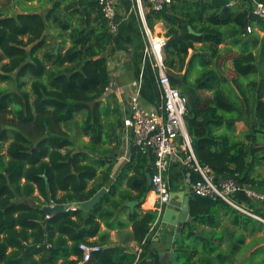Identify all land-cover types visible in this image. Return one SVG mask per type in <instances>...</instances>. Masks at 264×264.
<instances>
[{"label": "trees", "instance_id": "trees-1", "mask_svg": "<svg viewBox=\"0 0 264 264\" xmlns=\"http://www.w3.org/2000/svg\"><path fill=\"white\" fill-rule=\"evenodd\" d=\"M145 17L151 30L156 22L166 26L165 66L173 86L189 98L186 123L199 164L209 167L217 180L232 178L240 186L264 192L260 171L264 86L252 95L240 86L241 97L232 99L224 89L226 79L211 67L228 38L234 46L244 42L247 19L248 27L256 22L262 32L264 24L247 7L234 11L204 0H171L162 11L149 9ZM190 27L200 36L191 34ZM49 29L57 30L53 37L63 44L70 41V46L55 53ZM113 37L98 0H57L46 13L0 14V82L13 81L18 87L16 92L0 90V145L12 134L8 161L0 170V264H80L81 244L100 246L83 264H135L139 251L132 242L143 256L152 248L151 228L159 213L143 210L142 205L152 192L148 168L153 157L131 145L130 156L114 176L121 147V105L115 94L110 95L113 104L104 114L101 104L93 109L87 105L113 82L107 57ZM198 43L206 50L203 61L189 58ZM143 51L139 46L133 54L132 72L142 65ZM254 59L245 54L234 57V71L242 78L251 76ZM28 85L30 92L25 89ZM202 91L212 95L205 97ZM83 111L87 113L78 123L76 115ZM111 113L117 123L108 127L103 116ZM238 122L247 126L240 135ZM78 125L88 142L74 138L72 126ZM116 129L120 130L118 143L109 148ZM104 187L108 192L90 212H59L44 224L42 207L51 201L56 205L86 202ZM150 199L151 195L147 202ZM130 202L138 203L133 211L127 207ZM255 212L264 219L262 211ZM130 226L132 231L127 233ZM111 230L118 232L116 242L111 240ZM258 231L264 232L263 222L222 200L191 193L189 221L173 245L175 260L169 264L234 263L246 245L244 232ZM26 244L38 246L27 253V262L20 259ZM255 244L264 249V237L250 246ZM51 249L56 251L52 254Z\"/></svg>", "mask_w": 264, "mask_h": 264}, {"label": "built area", "instance_id": "built-area-1", "mask_svg": "<svg viewBox=\"0 0 264 264\" xmlns=\"http://www.w3.org/2000/svg\"><path fill=\"white\" fill-rule=\"evenodd\" d=\"M137 11L143 23L146 38L144 48L145 57L150 59L152 68L156 72L157 87L160 94V106L151 109L142 103L143 76L131 82L133 88L129 97V113L124 117V127L130 135L132 145L143 155L152 156L149 173L152 179V194L156 197V209L159 213L157 221L152 225L151 232H155L165 206L170 202L172 189L169 181V172L174 159L185 168H189L198 175V179L191 183V192L213 200H222L235 210L249 215L264 223V219L256 213L246 209L239 202L238 197L244 195L255 202H264V192L251 187L240 186L232 178L217 180L209 167L199 164L189 135L186 123L189 98L173 86L168 70L165 66V47L167 38L155 34L146 22L147 8L153 11H162L171 0H135ZM103 17L108 22L112 35L118 32L119 20L117 7L119 0H98ZM248 7L252 15L264 24V0H249ZM247 31L251 33L252 28ZM143 54V55H144ZM182 150V155L179 154ZM54 207L51 201L50 204ZM83 264L90 260L94 252L100 251V246L81 244ZM139 256L142 250L139 249Z\"/></svg>", "mask_w": 264, "mask_h": 264}, {"label": "crops", "instance_id": "crops-1", "mask_svg": "<svg viewBox=\"0 0 264 264\" xmlns=\"http://www.w3.org/2000/svg\"><path fill=\"white\" fill-rule=\"evenodd\" d=\"M57 0H0V14L6 16L17 17L23 14H33V13H46L49 9H51L54 3ZM73 1V0H70ZM208 3L216 4L221 7H228L234 11L241 9L242 7L250 9L248 6L249 0H204ZM147 8V12H148ZM117 17L119 20L118 32L114 35L113 41L110 44L107 57H108V67L110 74L113 78L114 89L113 93L115 94L122 108V131H121V147L119 150V154L116 155L118 160L113 173L114 176L118 175V171L120 170L122 164L128 159L131 153V145L126 148L123 147L124 140V117L129 113V97L133 90L131 86V82L134 79L139 78L141 75L143 76V87H142V103L151 109H158L160 106V94L157 87V79L156 72L152 68L151 60L148 57L143 55L142 65L139 67V70L136 72H132L129 69L131 67V61L133 54L138 49L139 46H143V50L146 46V38L143 31V23L141 17L137 11L135 0H119V5L117 7ZM253 33H246L244 42L241 44L234 46L233 39L226 40V42L220 46L221 52L219 55L214 57L212 61H215L211 67L217 69L220 74L224 71L229 61H234V57L239 55H253L255 63L254 73L247 77H255L251 79L250 84L254 83V88L247 92L248 95L255 94L257 91H260L262 86H264V32L257 28L256 22H254L251 26ZM50 30V29H49ZM247 30V28H246ZM51 33H57V30L51 29ZM152 31L155 34H159L161 36H165L166 26L162 22H156ZM248 32V31H247ZM48 33V35H50ZM51 36V35H50ZM260 36V37H259ZM50 38V37H49ZM61 40H59L60 42ZM144 52V51H143ZM206 50L203 49V44H195V49L189 51V58L194 57V61H203L205 58ZM233 65V63H232ZM246 78V79H247ZM226 87L229 88L227 93L230 94L232 99L238 100L237 98L241 97V91L234 85L236 82L233 80L228 83L225 80ZM246 83V86H248ZM241 86L242 82H241ZM111 94V95H112ZM109 100L105 103L110 104ZM113 102V99H112ZM112 104V103H111ZM237 128H239L240 134L241 132H245L247 130V126L244 122H238L236 124ZM118 134H113V138L109 145V148H113L118 143ZM127 137H130L127 132ZM86 141V140H84ZM88 142V141H86ZM133 146V145H132ZM182 150H179V154L182 155ZM198 175L196 172L190 170L189 168H185L182 166L177 159H174L171 170L169 172V181L172 189V194L175 192H185L186 195H191V183L198 179ZM92 185V183H90ZM105 188V187H104ZM108 190V188L106 187ZM108 192V191H107ZM151 195V199L147 202L148 198ZM147 198L146 202L142 205L143 210H155L156 209V197L152 195V193ZM239 202L246 209L256 213L255 211H262L264 213V202H255L246 198L244 195L237 196ZM177 202H181V199H178ZM128 207V206H127ZM131 209V208H130ZM176 211H179L178 208H174ZM133 211V210H131ZM129 211L124 212L122 215L123 220H127ZM157 229V228H156ZM102 233L107 231L106 226L103 224L101 227ZM132 231V227L130 226L126 232L130 233ZM160 231V226L158 230L155 231L152 238V248L147 255L143 256L142 254L137 255V260L135 264H169L170 262V253L174 251V246L168 243H161L158 240V233ZM116 230H111V240L113 242L117 241ZM180 235H177L178 238ZM98 239V238H97ZM96 239V240H97ZM132 247H135V250L138 251L140 248L136 247L135 243H131ZM175 260V255H174Z\"/></svg>", "mask_w": 264, "mask_h": 264}, {"label": "water", "instance_id": "water-1", "mask_svg": "<svg viewBox=\"0 0 264 264\" xmlns=\"http://www.w3.org/2000/svg\"><path fill=\"white\" fill-rule=\"evenodd\" d=\"M246 28H248L249 25V20L247 19L245 21ZM189 31L191 34H194L196 36H200L199 33H196L193 31V29L190 27ZM59 49V43L57 45V49ZM57 52V51H56ZM68 78L71 77V74L67 75ZM114 89V83L112 82L111 87L107 89L106 93L102 95L99 99L87 103V105L93 109L97 104H101L102 102H106L107 99L110 97V95L113 93ZM123 113V111H122ZM73 132L75 133V129H73ZM124 140H123V147L126 148L127 146L131 145V138L127 137V130L124 129ZM148 181L150 186L152 185V179H151V174H148ZM106 188H102L97 194H95L90 200L86 202H80V203H68V204H58L52 207L51 205H45L42 207L43 212L46 214V221H44V224H46L47 220L55 215L56 213L59 212H67V211H83V212H90L94 207H96L102 197L107 193ZM178 199H181V202H177ZM189 201H190V196L186 195L185 192H175L172 194L170 202L165 206L164 211L159 219V224L157 227V230L160 226V231L158 233V240L161 243H168L171 245H174L175 242L177 241L176 236L180 235L183 231L185 223L189 221ZM28 205L34 206L35 203L32 201L27 202ZM51 204V202H50ZM137 202H130L127 204L131 210L135 208L137 205ZM174 208H178L179 211H176ZM37 245H25V250L20 257L22 261L27 262L26 256L27 253L32 250L37 248ZM52 250V254L56 251L54 249ZM174 255L175 251H172L170 253V262L174 261ZM28 264V263H27Z\"/></svg>", "mask_w": 264, "mask_h": 264}, {"label": "rangeland", "instance_id": "rangeland-1", "mask_svg": "<svg viewBox=\"0 0 264 264\" xmlns=\"http://www.w3.org/2000/svg\"><path fill=\"white\" fill-rule=\"evenodd\" d=\"M47 31H48L49 34L51 33L50 30H47ZM54 34L56 35V33H54ZM50 35H49V37H50L49 38V44L51 45L52 49H55V53H57L59 49L65 50V48H68L70 46V41H67L66 44H63L62 40L59 42V40H56L55 37H53V34H50ZM262 39L264 41V37ZM58 43H59V49L56 50ZM60 45H61V47H60ZM0 55H1V52H0ZM40 56H42V53H40ZM1 65H2V63H0V67H1ZM228 65H230V67L226 66L224 68V71L221 73V75H223V77L228 81V83L234 80L236 82L234 85L240 91H241L240 86H241V82H242V85H243L242 88L244 89V91L250 92V90H252V88L249 86V84H250L251 79H254L255 77H250V78H247V77L244 78L243 77L242 78L234 71V68H233V65H232V61H229ZM197 69H196V71H198ZM248 82H249V84H248ZM246 83L248 84V86H246ZM226 86H227L226 83H224L225 91L229 92L228 91L229 88H225ZM3 89H7V90H9L11 92H16L18 90V87H17V84L15 82H13V81H7V82L4 81V82H0V90H3ZM25 89L30 92V85H28ZM202 94L205 97H208V96L212 95L211 92H208V91H202ZM33 99H34V97L32 96L31 102L33 101ZM108 100H109V98L107 99V101ZM110 101L111 102H109V103L113 104L112 99ZM110 104L105 103V102L101 103L100 109L102 110L103 114L107 111L106 108L108 106H111ZM86 113H87V111H83V112L78 113L76 115L75 120L78 123H81L82 120L84 119ZM103 120H104L105 124H108V123H115L116 124L117 123V116L111 113V115L109 117L103 116ZM108 127H109V124H108ZM72 128L75 129V133L73 132V134H74V138L76 140L79 139V140L89 141V138L84 137L81 134V129H80L79 125L78 126H72ZM238 131L240 132L239 128H237V126H236V133L237 134H239ZM106 132H107L106 133V135H107L109 133V130H106ZM119 132H120L119 129L115 130V134H117ZM242 133L243 132H241L240 134H242ZM10 138L11 139L8 142H6L3 145H0V170H3L5 168V166L7 164V161H8L7 147H8V144L12 141V136H10ZM260 171L262 173L264 172V166L260 167ZM36 195H38V192H36ZM223 222L231 230L234 229L231 226V223H230L229 219H225V220H223ZM207 229H209V228H206V230ZM217 231H220V229H217ZM237 231L242 232V229L241 228H239V229L237 228ZM244 234H245V238H246V240H245L246 245L243 247L242 251L237 255V258L235 259L234 263L229 262L227 264H264V249H262L263 245L262 244H255L254 246H250L258 238L264 237V232L263 231H258L254 235H251L250 232H247V233L244 232ZM225 248H227V247L224 246V249Z\"/></svg>", "mask_w": 264, "mask_h": 264}, {"label": "bare ground", "instance_id": "bare-ground-1", "mask_svg": "<svg viewBox=\"0 0 264 264\" xmlns=\"http://www.w3.org/2000/svg\"><path fill=\"white\" fill-rule=\"evenodd\" d=\"M154 196V194H152ZM155 197V196H154Z\"/></svg>", "mask_w": 264, "mask_h": 264}, {"label": "flooded vegetation", "instance_id": "flooded-vegetation-1", "mask_svg": "<svg viewBox=\"0 0 264 264\" xmlns=\"http://www.w3.org/2000/svg\"><path fill=\"white\" fill-rule=\"evenodd\" d=\"M10 136H12V134H10Z\"/></svg>", "mask_w": 264, "mask_h": 264}, {"label": "clouds", "instance_id": "clouds-1", "mask_svg": "<svg viewBox=\"0 0 264 264\" xmlns=\"http://www.w3.org/2000/svg\"><path fill=\"white\" fill-rule=\"evenodd\" d=\"M50 205V204H49Z\"/></svg>", "mask_w": 264, "mask_h": 264}]
</instances>
